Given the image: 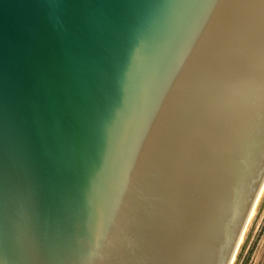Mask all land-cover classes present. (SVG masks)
Instances as JSON below:
<instances>
[{"label":"water","instance_id":"water-1","mask_svg":"<svg viewBox=\"0 0 264 264\" xmlns=\"http://www.w3.org/2000/svg\"><path fill=\"white\" fill-rule=\"evenodd\" d=\"M264 193V0H0V264H234Z\"/></svg>","mask_w":264,"mask_h":264},{"label":"rangeland","instance_id":"rangeland-1","mask_svg":"<svg viewBox=\"0 0 264 264\" xmlns=\"http://www.w3.org/2000/svg\"><path fill=\"white\" fill-rule=\"evenodd\" d=\"M242 232L234 264H264V193Z\"/></svg>","mask_w":264,"mask_h":264},{"label":"bare ground","instance_id":"bare-ground-1","mask_svg":"<svg viewBox=\"0 0 264 264\" xmlns=\"http://www.w3.org/2000/svg\"><path fill=\"white\" fill-rule=\"evenodd\" d=\"M250 216V215H249ZM247 223V222H246Z\"/></svg>","mask_w":264,"mask_h":264}]
</instances>
